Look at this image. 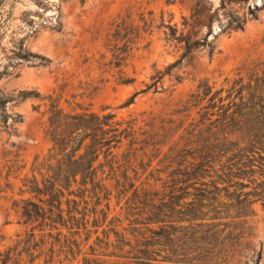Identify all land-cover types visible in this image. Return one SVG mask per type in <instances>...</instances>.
<instances>
[{"label":"trees","instance_id":"trees-1","mask_svg":"<svg viewBox=\"0 0 264 264\" xmlns=\"http://www.w3.org/2000/svg\"><path fill=\"white\" fill-rule=\"evenodd\" d=\"M7 1L0 0V9ZM250 1L220 0L202 39L178 36L169 26L184 55L122 107L158 93L192 51L213 55L215 21L220 34L244 30L264 9V0ZM151 27L144 16L137 22L131 15L110 24L98 63L120 84L135 82L125 68ZM2 53L0 80L23 62H50L28 52L24 39ZM63 95L54 90L46 97L51 148L22 182L20 193L28 197L15 204L26 231L0 250V264H233L252 251L251 222L257 206L264 211V53L220 83L200 81L176 109L161 114L118 119L84 107L77 96L64 107ZM40 97L32 90L5 98L0 89L5 121L13 118L9 103ZM18 163L11 169L24 168Z\"/></svg>","mask_w":264,"mask_h":264},{"label":"rangeland","instance_id":"rangeland-1","mask_svg":"<svg viewBox=\"0 0 264 264\" xmlns=\"http://www.w3.org/2000/svg\"><path fill=\"white\" fill-rule=\"evenodd\" d=\"M261 5L251 0L250 5ZM220 0H8L0 9V72L3 70V49L10 51L24 39L28 52L50 60L37 59L16 66L12 76L0 80L5 98L16 97L21 91H37L38 99L15 101L6 112L13 116L7 122L0 110V250L13 246L16 236L26 231L20 208L15 204L22 198L20 191L36 157L45 156L51 148L46 136V99L54 90L64 91L62 106L72 102L73 96L93 111L116 114L118 119L129 116L161 114L176 109L197 87L200 81L220 83L234 75L244 64L264 53V9L257 19H250L244 30L230 35L220 34L217 21L210 38L216 46L213 55L208 49H196L175 68L172 77L166 76L160 90L140 94L133 105L122 106L135 93L152 83L156 71H164L180 60L185 53L183 44L172 40L169 26L184 34L202 39L209 31V18ZM245 10H240L243 15ZM138 22L144 16L152 27L135 53L125 72L134 78L131 85L120 84L114 72L98 63L105 53L110 24L118 17ZM32 28L35 33H32ZM109 57V56H108ZM110 58H108L109 60ZM176 77H182L177 81ZM173 109V110H174ZM21 116L22 119L17 118ZM16 119V120H15ZM23 169H11L14 161ZM257 216L251 222L252 251L233 264H264V211L257 206Z\"/></svg>","mask_w":264,"mask_h":264}]
</instances>
